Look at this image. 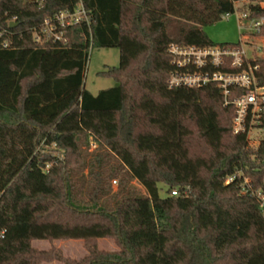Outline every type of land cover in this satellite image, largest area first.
<instances>
[{"label":"trees","instance_id":"trees-1","mask_svg":"<svg viewBox=\"0 0 264 264\" xmlns=\"http://www.w3.org/2000/svg\"><path fill=\"white\" fill-rule=\"evenodd\" d=\"M75 1L0 0V264H39L49 254L34 239L69 238L83 239L88 255L66 264H264L255 194H264V139L250 148L232 132L234 107L214 83L168 85L177 68L170 43L238 46L214 43L204 27L264 9L235 6L245 0H83L90 25L67 28V44L32 39L45 15ZM98 47L120 57L99 72L115 85L94 95L84 71ZM249 62L264 85V57ZM219 69L241 70L210 68ZM258 121L264 129V112ZM90 137L105 150L88 158ZM52 143L65 158L44 149ZM106 236L118 250L96 248Z\"/></svg>","mask_w":264,"mask_h":264},{"label":"built area","instance_id":"built-area-1","mask_svg":"<svg viewBox=\"0 0 264 264\" xmlns=\"http://www.w3.org/2000/svg\"><path fill=\"white\" fill-rule=\"evenodd\" d=\"M43 2L44 0H24L25 4L30 3L38 7H42ZM74 3L71 7L45 15L41 23L33 27L32 39L41 46L46 45L47 42L63 46L68 42L65 35L67 28L82 23L89 27L91 11L83 0H76ZM232 14L236 15L238 20L247 22L240 33L238 46L201 48L195 45L180 46L176 43L168 45V53L173 55V64L177 67L170 74L168 85L169 87L199 88L208 83H214L222 92V104L234 107L231 120L232 132L237 135L245 134V138L249 140L250 130L261 128L256 126L264 112V85L259 84L256 77V71L259 68L258 65L251 66L249 62L250 59H255L256 56L264 53V38H261L260 33L264 26V15L251 17L249 12L238 10ZM230 15L231 13H225L222 17L229 18ZM10 22H15V18L8 21L9 25ZM3 46L9 47V42L4 41ZM227 65L231 68L240 67L241 70L239 72L210 70L211 67L218 69ZM239 89L240 93L231 98L233 92ZM235 178V174L230 175L226 182H231ZM112 182L116 184L117 180L114 179ZM170 194L177 195L176 189H173ZM255 194L264 216V194L261 191Z\"/></svg>","mask_w":264,"mask_h":264},{"label":"rangeland","instance_id":"rangeland-1","mask_svg":"<svg viewBox=\"0 0 264 264\" xmlns=\"http://www.w3.org/2000/svg\"><path fill=\"white\" fill-rule=\"evenodd\" d=\"M250 3H257L262 8H264V0H245L242 2H237L235 6L247 7ZM246 25V21L238 20L236 15L231 14L229 18H222L218 22L205 26L204 31L207 35H209L210 39L214 43L226 41L237 43L241 38L240 33L243 31V28ZM261 38H264V35H261ZM87 56L88 59L84 71V85L86 89L92 94L96 95L100 89L114 86L115 81L112 77L100 75L99 72L107 67H116L118 65L120 57L118 48H90ZM258 56L264 57V53ZM89 139V143L84 145L86 152L89 153L88 158L96 151L105 150L103 147L100 148L99 144L94 142L91 137ZM248 139V146L250 148H256L264 139V129H251ZM44 149L47 152L50 151L56 155H59L60 159L66 157L65 150H58L53 144L49 145L48 147H44ZM112 160L114 159L112 158ZM86 173L87 168L84 167L80 174L85 176ZM244 180L249 183L248 176H245ZM118 182L119 179H117L116 184L111 181L112 191H116ZM132 184L137 190L143 193V188L141 185L136 183V181H132ZM165 189V186L162 185V190H160L159 194L164 196ZM93 244L99 250H118L115 239L108 236L93 240ZM32 246L38 250L45 251L50 255L43 256L40 259L39 264H66V262L70 260H80L88 255V249H86L85 242L80 238L51 240L34 239V241H32Z\"/></svg>","mask_w":264,"mask_h":264},{"label":"water","instance_id":"water-1","mask_svg":"<svg viewBox=\"0 0 264 264\" xmlns=\"http://www.w3.org/2000/svg\"><path fill=\"white\" fill-rule=\"evenodd\" d=\"M11 24V26H15L17 23H15V22H10Z\"/></svg>","mask_w":264,"mask_h":264},{"label":"crops","instance_id":"crops-1","mask_svg":"<svg viewBox=\"0 0 264 264\" xmlns=\"http://www.w3.org/2000/svg\"><path fill=\"white\" fill-rule=\"evenodd\" d=\"M85 86V85H84Z\"/></svg>","mask_w":264,"mask_h":264}]
</instances>
